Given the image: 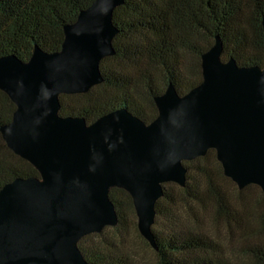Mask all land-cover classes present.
<instances>
[{
    "label": "water",
    "instance_id": "1",
    "mask_svg": "<svg viewBox=\"0 0 264 264\" xmlns=\"http://www.w3.org/2000/svg\"><path fill=\"white\" fill-rule=\"evenodd\" d=\"M122 2L92 0L63 26L57 51L34 45L25 61L0 56V90L15 105L1 137L39 173L0 188V264H90L78 242L116 224L112 187L128 193L136 228L156 250L151 224L162 184L184 186L182 162L208 149L237 189L253 184L264 196V61L221 60L217 34L199 55L200 81L183 94L167 82L152 97L149 122L124 107L89 123L59 114L60 94L102 81L99 61L114 53L111 16ZM260 26L264 43V17Z\"/></svg>",
    "mask_w": 264,
    "mask_h": 264
},
{
    "label": "trees",
    "instance_id": "2",
    "mask_svg": "<svg viewBox=\"0 0 264 264\" xmlns=\"http://www.w3.org/2000/svg\"><path fill=\"white\" fill-rule=\"evenodd\" d=\"M91 1L0 0V56L13 54L25 61L34 45L47 52L59 50L63 26L73 22ZM262 17L264 0H123L111 16L117 29L111 39L114 53L99 61L102 81L85 93L60 94L59 114L83 117L89 123L124 107L149 122L156 115L152 97L161 93L167 82L183 94L200 81L199 55L211 46L214 35L222 43L221 60L232 57L239 66H261ZM187 58L192 59L190 64ZM14 109V103L0 90V126L10 121ZM182 163L186 167L184 186L163 183L162 195L154 204L151 230L157 246L156 264H237L222 250L218 238L197 224L185 226L176 209L181 203L208 202L211 218L222 222L227 231L251 225L221 185L227 177L222 174L214 150L208 149L204 155ZM38 175L31 163L6 146L0 134V188L16 177ZM257 190L260 202L264 201ZM108 198L117 214L113 229L119 230L124 213L134 212L130 196L112 187ZM256 218L260 230L247 239L243 252L251 264H264V205L259 204ZM105 229L108 228L79 240L78 247L87 262L132 264L130 258L111 248L120 231L112 234L109 241L104 236Z\"/></svg>",
    "mask_w": 264,
    "mask_h": 264
},
{
    "label": "rangeland",
    "instance_id": "3",
    "mask_svg": "<svg viewBox=\"0 0 264 264\" xmlns=\"http://www.w3.org/2000/svg\"><path fill=\"white\" fill-rule=\"evenodd\" d=\"M192 61L187 58V62ZM146 109V106H145ZM147 110V109H146ZM221 185L231 200L237 202L241 214L250 222L247 229H231L227 231L222 222H216L210 215V204L207 202L202 204H177V212L179 213L182 223L197 224L204 228L214 238H218L222 244V250L229 255L237 264H251L249 257L243 252V245L249 237L253 238L260 228L257 220V209L259 204L264 205V201L260 202L258 198V188L247 186L241 190L229 179L221 180ZM175 191V189H174ZM113 226H105L104 236L107 240H111L110 236L120 231L118 240H114L111 248L118 254H122L131 259L132 264H156V256L154 249L139 234L136 228V216L126 211L124 213V223L119 230H114ZM153 223L151 224V227ZM98 237V236H96ZM96 241L98 238H95Z\"/></svg>",
    "mask_w": 264,
    "mask_h": 264
}]
</instances>
